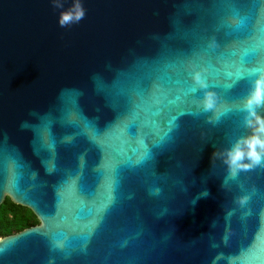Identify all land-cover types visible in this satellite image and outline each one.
Returning a JSON list of instances; mask_svg holds the SVG:
<instances>
[{
    "label": "water",
    "instance_id": "water-1",
    "mask_svg": "<svg viewBox=\"0 0 264 264\" xmlns=\"http://www.w3.org/2000/svg\"><path fill=\"white\" fill-rule=\"evenodd\" d=\"M81 3L0 0V264H264V0Z\"/></svg>",
    "mask_w": 264,
    "mask_h": 264
},
{
    "label": "clouds",
    "instance_id": "clouds-1",
    "mask_svg": "<svg viewBox=\"0 0 264 264\" xmlns=\"http://www.w3.org/2000/svg\"><path fill=\"white\" fill-rule=\"evenodd\" d=\"M52 4L54 8L64 9L63 0H52ZM85 17V9L82 6L81 0H73V3L67 8L62 10L59 13V26L61 28L70 27L73 24L79 23ZM257 99H259V93L257 94ZM247 145L249 148L248 155L254 160L259 159V155L256 151L257 146L264 147V142L259 140L258 138H250L247 141ZM244 153L240 150L239 147L235 148L230 153V159L232 163H237L242 157Z\"/></svg>",
    "mask_w": 264,
    "mask_h": 264
},
{
    "label": "trees",
    "instance_id": "trees-1",
    "mask_svg": "<svg viewBox=\"0 0 264 264\" xmlns=\"http://www.w3.org/2000/svg\"><path fill=\"white\" fill-rule=\"evenodd\" d=\"M37 224L38 220L29 209L14 204L9 198L5 197L0 204V237Z\"/></svg>",
    "mask_w": 264,
    "mask_h": 264
}]
</instances>
